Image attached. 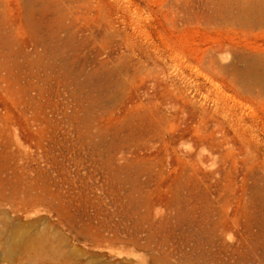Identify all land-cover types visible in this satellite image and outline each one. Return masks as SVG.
<instances>
[{"label":"rangeland","instance_id":"1","mask_svg":"<svg viewBox=\"0 0 264 264\" xmlns=\"http://www.w3.org/2000/svg\"><path fill=\"white\" fill-rule=\"evenodd\" d=\"M261 1L0 0V180L50 202L0 201V231L46 244L3 237L0 264L237 260L264 198V85L238 75L264 63L240 15Z\"/></svg>","mask_w":264,"mask_h":264},{"label":"bare ground","instance_id":"2","mask_svg":"<svg viewBox=\"0 0 264 264\" xmlns=\"http://www.w3.org/2000/svg\"><path fill=\"white\" fill-rule=\"evenodd\" d=\"M247 14L261 19L264 16V0L256 4H247L241 7L240 15L244 16ZM238 75L246 82L260 83L264 85V63L259 59H255L252 62L249 60V64L240 70ZM32 190L33 188L30 186L25 189L23 187L22 190V187L19 184H11L8 180H0V201L5 202V200H13L16 205L19 206L32 205L34 202L47 203L50 205V202L45 200L42 195L37 194V196L34 197L32 195ZM20 192H24L26 195L21 197L19 196ZM21 194L22 193H20V195ZM250 206L251 210L247 215V218L249 219L248 221L251 222L250 220H252L254 222L252 223L257 224V226H254L253 228L251 223H247L249 226L246 227V232L249 235V241L246 243L247 245L245 249L239 252L237 260L223 263L218 259L212 261L211 259L206 260L199 257L189 261V264H264V198L254 195L251 198ZM0 212L3 211L0 210ZM31 223L33 222L30 221L26 224L13 222L6 226V230L0 231V239L4 237V250L2 251L4 255L8 256L29 252L35 254L44 253L46 244H43L42 241L45 239L40 238V236L35 233L32 234L30 232V234L28 232L29 230L27 231V226L31 225ZM210 230H213V228H210ZM248 237L245 236L244 240L248 239ZM49 244H51V241H49Z\"/></svg>","mask_w":264,"mask_h":264}]
</instances>
